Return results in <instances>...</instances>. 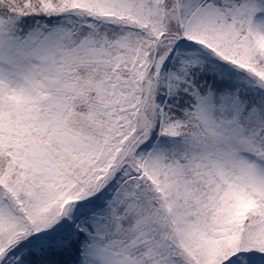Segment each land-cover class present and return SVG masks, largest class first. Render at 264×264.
<instances>
[{
    "label": "snow or ice",
    "instance_id": "1",
    "mask_svg": "<svg viewBox=\"0 0 264 264\" xmlns=\"http://www.w3.org/2000/svg\"><path fill=\"white\" fill-rule=\"evenodd\" d=\"M0 264H264V0H0Z\"/></svg>",
    "mask_w": 264,
    "mask_h": 264
}]
</instances>
